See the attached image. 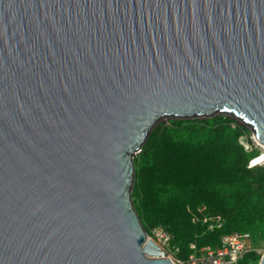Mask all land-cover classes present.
I'll use <instances>...</instances> for the list:
<instances>
[{
  "label": "water",
  "instance_id": "obj_1",
  "mask_svg": "<svg viewBox=\"0 0 264 264\" xmlns=\"http://www.w3.org/2000/svg\"><path fill=\"white\" fill-rule=\"evenodd\" d=\"M218 115L264 147V0H0V264H173L133 159Z\"/></svg>",
  "mask_w": 264,
  "mask_h": 264
},
{
  "label": "trees",
  "instance_id": "obj_2",
  "mask_svg": "<svg viewBox=\"0 0 264 264\" xmlns=\"http://www.w3.org/2000/svg\"><path fill=\"white\" fill-rule=\"evenodd\" d=\"M249 132L226 116L171 120L156 124L134 157L132 202L147 235L161 228L171 238L176 257L184 260L189 246H219L223 236L249 234L252 245L264 241V164L249 163L259 150ZM246 136L249 152L239 144ZM260 161L257 159L256 162ZM199 221L191 222V212ZM220 216V229L208 231L202 217ZM246 254L237 264H258Z\"/></svg>",
  "mask_w": 264,
  "mask_h": 264
},
{
  "label": "built area",
  "instance_id": "obj_3",
  "mask_svg": "<svg viewBox=\"0 0 264 264\" xmlns=\"http://www.w3.org/2000/svg\"><path fill=\"white\" fill-rule=\"evenodd\" d=\"M252 140L254 141L253 138ZM249 167H252V165L249 164ZM203 211L204 208L202 207L198 208L196 212H191V222L197 223L199 221L197 214H202ZM201 222L208 231L220 229L223 225L220 216H203ZM148 237L167 252V258L173 264H237L246 254L253 252L252 240L249 234L233 233L221 237L219 246L215 248H197L194 244H191L189 246L190 254L186 259L179 260L176 257L178 249L171 248V238L164 230L154 228Z\"/></svg>",
  "mask_w": 264,
  "mask_h": 264
},
{
  "label": "rangeland",
  "instance_id": "obj_4",
  "mask_svg": "<svg viewBox=\"0 0 264 264\" xmlns=\"http://www.w3.org/2000/svg\"><path fill=\"white\" fill-rule=\"evenodd\" d=\"M171 120H173V119H167V118H165V119H162L160 122H158L157 124H159V123H169ZM240 124V123H239ZM241 126H243L242 124H240ZM244 127V126H243ZM245 128V127H244ZM246 130L249 132V130L246 128ZM246 137V136H245ZM248 137V139H250L251 140V142H252V146L251 147H254V148H256L257 150H259V156L257 157V159H260V160H264V147H262V146H258L253 140H252V138H253V136H252V134L249 132V135L247 136ZM261 165L262 164H264V161H262L261 163H260ZM260 164H258V165H260ZM251 165H252V163H251ZM253 166V165H252ZM252 250H253V252L254 253H256L257 255H259V257L261 258L262 256H264V241H261V242H258L255 246H253L252 245Z\"/></svg>",
  "mask_w": 264,
  "mask_h": 264
},
{
  "label": "bare ground",
  "instance_id": "obj_5",
  "mask_svg": "<svg viewBox=\"0 0 264 264\" xmlns=\"http://www.w3.org/2000/svg\"><path fill=\"white\" fill-rule=\"evenodd\" d=\"M165 118H166V117H164V118H162V119H165ZM162 119H160V120H162ZM255 143H256L258 146H260V145L258 144V142L255 141ZM256 161H257V158L254 159V162L252 163V165H257V164L261 163V162L264 161V160H260V161H258V162H256Z\"/></svg>",
  "mask_w": 264,
  "mask_h": 264
},
{
  "label": "clouds",
  "instance_id": "obj_6",
  "mask_svg": "<svg viewBox=\"0 0 264 264\" xmlns=\"http://www.w3.org/2000/svg\"><path fill=\"white\" fill-rule=\"evenodd\" d=\"M253 161V160H252ZM252 161L249 163V164H251L252 163Z\"/></svg>",
  "mask_w": 264,
  "mask_h": 264
}]
</instances>
